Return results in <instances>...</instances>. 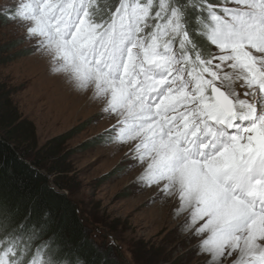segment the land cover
<instances>
[{
    "label": "snow or ice",
    "instance_id": "1",
    "mask_svg": "<svg viewBox=\"0 0 264 264\" xmlns=\"http://www.w3.org/2000/svg\"><path fill=\"white\" fill-rule=\"evenodd\" d=\"M0 18L115 117L205 264H264V0H15ZM0 264H70L51 214L0 195Z\"/></svg>",
    "mask_w": 264,
    "mask_h": 264
},
{
    "label": "rangeland",
    "instance_id": "2",
    "mask_svg": "<svg viewBox=\"0 0 264 264\" xmlns=\"http://www.w3.org/2000/svg\"><path fill=\"white\" fill-rule=\"evenodd\" d=\"M14 3L0 0V7ZM32 48L23 27L0 20V104L30 124L35 152L58 153L56 166L66 171L62 178L69 188L63 193L79 210L95 245L111 248L124 264H197V242H179L186 222L150 225L165 197L157 189L144 195L141 163L129 150L117 154L120 144L110 131L115 117L104 114L102 105L79 116L65 111L51 91L59 77L50 74L47 55Z\"/></svg>",
    "mask_w": 264,
    "mask_h": 264
},
{
    "label": "trees",
    "instance_id": "3",
    "mask_svg": "<svg viewBox=\"0 0 264 264\" xmlns=\"http://www.w3.org/2000/svg\"><path fill=\"white\" fill-rule=\"evenodd\" d=\"M57 156L35 152L30 124L0 104V195L17 202L30 198L38 209L50 212L49 234L55 233L58 242L80 256H73L70 264H124L111 248L103 250L93 242L79 210L63 193L69 188L62 178L66 171L56 166Z\"/></svg>",
    "mask_w": 264,
    "mask_h": 264
},
{
    "label": "bare ground",
    "instance_id": "4",
    "mask_svg": "<svg viewBox=\"0 0 264 264\" xmlns=\"http://www.w3.org/2000/svg\"><path fill=\"white\" fill-rule=\"evenodd\" d=\"M58 85L53 87L51 91H53V96L55 97L56 100L61 101V105L65 111H70L74 112L75 115L79 116L85 111L88 110H94L98 109L100 105H102L101 102L90 99L89 95L87 94H78L76 92L71 91L66 84H64L61 79L59 78V81L57 83ZM103 114V112H101ZM106 114V113H104ZM114 121V120H113ZM120 150H117V154L120 155L122 151H127L129 150V145L128 144H120ZM143 165L141 164L140 169L141 171L143 170ZM140 172V171H139ZM138 172V173H139ZM137 185V184H136ZM141 185V184H140ZM142 187V185H141ZM140 188V187H139ZM143 188V187H142ZM141 188V189H142ZM157 189L156 187H147V191L143 192L144 195L150 190H155ZM139 201L143 199V195L138 196ZM164 205L163 208L161 209L162 211L160 213L156 214H151L150 216V221L153 226H163L164 223H177L178 225H181L182 223L186 222V217L187 213H177V201L175 197H167L164 196ZM145 198V197H144ZM143 201V200H142ZM144 202V201H143ZM143 204V203H141ZM140 205V204H139ZM137 207V206H136ZM161 207V206H160ZM138 209V208H136ZM175 210V211H174ZM147 221V220H146ZM154 228V227H153ZM159 228V227H158ZM162 229V227H161ZM182 238L179 240V242H182L183 240H187V242L194 243L197 242V240L191 235L190 231L187 230L181 234ZM197 252L195 251V259H198L197 264H205V256L201 254L200 249L196 248Z\"/></svg>",
    "mask_w": 264,
    "mask_h": 264
}]
</instances>
